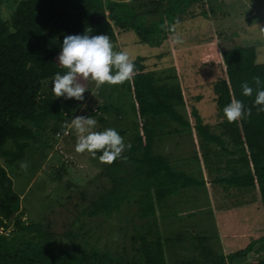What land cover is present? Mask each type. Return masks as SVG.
<instances>
[{
	"label": "trees",
	"instance_id": "obj_1",
	"mask_svg": "<svg viewBox=\"0 0 264 264\" xmlns=\"http://www.w3.org/2000/svg\"><path fill=\"white\" fill-rule=\"evenodd\" d=\"M185 4L179 9L186 10ZM10 5H14L10 19L0 17V264H225L224 255L221 252L216 254L212 246L206 245L205 236L192 234L193 241L188 247L185 243L188 236L165 237L161 232L162 218L194 208L198 185L205 184V180L195 184L193 167L189 171L180 170V166L185 165L183 161L171 162L169 156L153 152V142L157 137L165 132H182L185 127L192 130L193 124L179 109L187 106L182 87L171 89L159 84L153 74L139 69L137 59L134 61L137 74L129 88L134 93L142 119L141 128L134 139L126 140L131 144L130 150L123 154L126 161L99 162L112 186L99 193L82 211L89 216L87 226L92 227L100 217L118 213L119 202L131 197L138 223L133 230L129 227L134 231L130 234V244L124 242L116 246L111 238L106 239L105 229L92 230L96 236L89 235L92 232L89 229L81 234L77 218L64 232L63 237L68 241L65 248L56 239L54 223L48 220L49 217L39 224L23 220L21 214L24 215L25 209H22L21 197L14 190L13 179L2 160L7 164L23 160L32 144L38 141V128L54 126L58 138V133L69 129L66 125L77 110L71 109L63 97L57 98L51 89L48 90L54 86L55 73L63 75L67 71L58 64L64 37L94 33L114 22L120 23L124 29L133 30L140 43L150 44L162 23L153 21L148 24L146 15L125 1L13 0ZM257 75L264 80V63L254 61L248 66L238 63L228 72V96L223 108L236 98L252 112L250 117L236 122L241 143L227 135L220 137L222 140L217 143H220L218 151L222 150L226 158L245 165L244 171L232 182L235 196L243 201L241 196L248 195L251 190L254 196L244 197L248 203L251 199L257 202L263 213L264 112H257L254 106L255 84L252 78ZM245 81L254 88L251 97L242 94L241 84ZM168 120L177 122L179 128L165 131ZM127 132L122 131L123 134ZM100 155L102 153L97 152L96 159ZM194 185V192L190 193L188 190ZM172 206L173 210L163 215ZM85 235L89 238L84 239ZM171 245L176 251L178 248H193L200 252L194 256L183 255L180 251L172 254ZM169 253L176 258L171 263Z\"/></svg>",
	"mask_w": 264,
	"mask_h": 264
},
{
	"label": "rangeland",
	"instance_id": "obj_2",
	"mask_svg": "<svg viewBox=\"0 0 264 264\" xmlns=\"http://www.w3.org/2000/svg\"><path fill=\"white\" fill-rule=\"evenodd\" d=\"M12 1L0 0L1 18L10 19L14 11V5H10ZM128 3L146 15L148 24L160 21L164 25L167 21L172 25L179 20L176 33L181 35L183 43L177 44L174 33L164 28L152 36L150 44L140 43L133 30L114 22L89 35H108L116 51L128 52L134 61L138 60L139 69L153 74L159 84L171 89L182 87L187 106L179 109L192 122L193 129L185 127L182 132L163 133L154 140L152 150L169 156L171 162L183 161L185 165H181L180 170L189 171L193 167L195 184L205 180V184L198 185L200 193H196L194 208L161 219L162 234L165 237L186 235L188 247H191L192 236H205L206 245L212 246L216 254L221 252L225 264H264V212L261 213V207L253 199L247 202L245 197L254 196L251 190L245 197L240 195L243 201L235 196L232 182L244 171L245 165L226 158L222 150L218 151L220 143H217L224 135L234 138L237 143L242 142L236 122L229 123L223 112L222 105L228 96L226 78L238 63L246 66L254 61L264 63V0H130ZM184 3L186 10L179 9ZM83 83L89 88L84 93V101L64 100L71 109L77 110L74 118L92 116L97 120L94 131L114 128L125 142L134 139L142 119L134 93L129 88L131 81L122 85L105 84L98 90L94 82ZM174 127L179 128L177 122L168 120L164 129L173 130ZM54 128L37 129L38 141L21 160L28 163L27 170L20 167L21 161L7 164L2 160L13 179L14 190L21 197L22 209H25L24 215L19 214L33 224L44 223L49 217L48 220L54 223L56 239L65 248L68 241L63 237L64 232L77 218L81 234L88 229L89 232L105 229L106 239L111 238L116 246L124 242L130 244V234H134L132 230L138 223L136 209L131 205L134 201L131 197L121 200L118 213L100 217L92 227L87 226L89 216L82 211L112 183L105 177L97 156L93 158L87 152L75 151L77 135L73 128L69 127L68 136L59 138ZM122 131L128 132L123 134ZM195 187L188 191L193 193ZM109 218L112 220L107 223ZM91 234L96 236L93 231ZM117 236L121 238L116 239ZM170 249L172 254L180 251L190 256L200 252L193 248L176 251L172 245ZM169 257L170 263L176 259L170 253Z\"/></svg>",
	"mask_w": 264,
	"mask_h": 264
},
{
	"label": "clouds",
	"instance_id": "obj_3",
	"mask_svg": "<svg viewBox=\"0 0 264 264\" xmlns=\"http://www.w3.org/2000/svg\"><path fill=\"white\" fill-rule=\"evenodd\" d=\"M130 2V0H126ZM175 24L168 25L167 21L162 28L174 33V40L177 44L183 43L180 34L176 33ZM90 31V30H89ZM116 46L108 35H66L63 39L62 50L58 54V64L67 69L65 74L55 73L52 84V92L55 97L64 99L75 98L84 101V93L89 88L83 81L94 82L98 90L105 84L122 85L131 81L137 74L135 62L126 51H116ZM257 64L261 61H256ZM255 99L254 106L257 112H264V80L260 76H254ZM242 94L247 97L253 96L254 88L247 81L241 84ZM96 96V92L92 91ZM87 107V105H85ZM224 115L229 123L239 122L250 117L252 109L246 108L243 101L233 98L223 109ZM76 132L75 151L78 153H89L93 158L97 152L101 163L112 164L117 159L127 160L124 156L126 150H130L131 144L126 143L124 137L114 128H107L103 131H94L97 128V120L92 116H76L66 125ZM20 167L27 170L28 163L20 162Z\"/></svg>",
	"mask_w": 264,
	"mask_h": 264
},
{
	"label": "built area",
	"instance_id": "obj_4",
	"mask_svg": "<svg viewBox=\"0 0 264 264\" xmlns=\"http://www.w3.org/2000/svg\"><path fill=\"white\" fill-rule=\"evenodd\" d=\"M69 133H70V130L67 129L64 133H58V136H59V137H63V135H65V136L67 135V136H68Z\"/></svg>",
	"mask_w": 264,
	"mask_h": 264
}]
</instances>
